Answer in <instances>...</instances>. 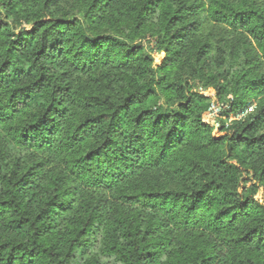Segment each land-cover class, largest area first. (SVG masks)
Here are the masks:
<instances>
[{
    "label": "trees",
    "instance_id": "16d2710c",
    "mask_svg": "<svg viewBox=\"0 0 264 264\" xmlns=\"http://www.w3.org/2000/svg\"><path fill=\"white\" fill-rule=\"evenodd\" d=\"M0 264H264V0H0Z\"/></svg>",
    "mask_w": 264,
    "mask_h": 264
},
{
    "label": "rangeland",
    "instance_id": "374dc122",
    "mask_svg": "<svg viewBox=\"0 0 264 264\" xmlns=\"http://www.w3.org/2000/svg\"><path fill=\"white\" fill-rule=\"evenodd\" d=\"M220 113H221V108L220 107H215L212 112H209L206 119L212 123L215 124V128H218L220 126Z\"/></svg>",
    "mask_w": 264,
    "mask_h": 264
},
{
    "label": "built area",
    "instance_id": "2783aa9c",
    "mask_svg": "<svg viewBox=\"0 0 264 264\" xmlns=\"http://www.w3.org/2000/svg\"><path fill=\"white\" fill-rule=\"evenodd\" d=\"M216 106L215 105H213L212 107H211V109H210V112H212L213 111V109L215 108Z\"/></svg>",
    "mask_w": 264,
    "mask_h": 264
}]
</instances>
